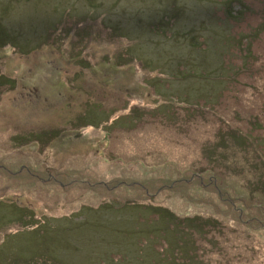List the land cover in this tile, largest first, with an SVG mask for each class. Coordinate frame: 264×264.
<instances>
[{"label": "rangeland", "instance_id": "1", "mask_svg": "<svg viewBox=\"0 0 264 264\" xmlns=\"http://www.w3.org/2000/svg\"><path fill=\"white\" fill-rule=\"evenodd\" d=\"M0 264H264V0H0Z\"/></svg>", "mask_w": 264, "mask_h": 264}, {"label": "trees", "instance_id": "2", "mask_svg": "<svg viewBox=\"0 0 264 264\" xmlns=\"http://www.w3.org/2000/svg\"><path fill=\"white\" fill-rule=\"evenodd\" d=\"M231 16H233V13L231 12ZM170 17H173L174 18V16L173 15H167V17H166V19H169ZM62 20V19H61ZM60 20V21H61ZM59 21V22H60ZM58 22V23H59ZM156 24H160V26H163V25H167L168 24V21H166V20H164V19H162V20H160L159 22H157V23H154V22H152V23H150V25H152L151 26V28H156Z\"/></svg>", "mask_w": 264, "mask_h": 264}]
</instances>
